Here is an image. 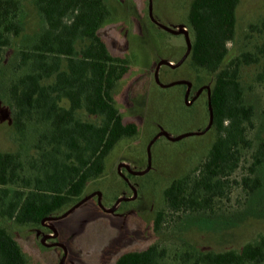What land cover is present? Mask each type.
I'll list each match as a JSON object with an SVG mask.
<instances>
[{"label":"trees","instance_id":"1","mask_svg":"<svg viewBox=\"0 0 264 264\" xmlns=\"http://www.w3.org/2000/svg\"><path fill=\"white\" fill-rule=\"evenodd\" d=\"M44 26L36 41L19 51L24 72L9 85L11 124L16 139L34 133L31 149L0 151V264H29L21 245L2 220L43 227L84 197L105 172L106 158L123 139L138 134L114 100L118 81L129 69L126 58L109 52L99 30L111 11L104 0H34ZM239 0H191L184 26L191 49L186 58L194 71V89L212 75L210 103L213 142L200 164L173 178L163 190L164 207L156 213L159 230L166 212L213 210L229 192V178L243 152L253 147L248 130L254 107L244 98L240 72L264 56V41L224 64L234 39ZM21 0H0V75L5 49L21 33ZM264 32V18L250 24ZM264 79V64L257 75ZM208 91V90H206ZM264 139L250 154L239 184L253 193L262 182ZM51 222V220H50ZM167 250L158 244L124 251L113 264H165ZM169 264H264V235L240 250L175 254Z\"/></svg>","mask_w":264,"mask_h":264},{"label":"rangeland","instance_id":"2","mask_svg":"<svg viewBox=\"0 0 264 264\" xmlns=\"http://www.w3.org/2000/svg\"><path fill=\"white\" fill-rule=\"evenodd\" d=\"M104 1L111 15L99 33L111 54L129 62L114 90V100L124 119L137 123L138 134L115 146L106 158L104 174L84 192V196H92L79 207L51 220L49 227L23 226L9 220H2L3 224L21 245L29 264H113L122 252L151 244L167 250L164 263L169 264L175 254L186 250H240L257 241L264 235V165L257 169L262 184L253 193L247 194L239 181L247 173L250 154L264 139V79H257L264 56L257 64L241 67L245 102L254 107L253 126L248 130L253 147L243 152L239 168L229 178L228 195L213 210L166 212L156 231L154 220L164 207V188L173 178L198 166L214 139V131L208 127V91L196 93L199 87L188 91L184 84L163 86L187 76L195 81L186 61L190 70H175L174 74L171 66L162 63L170 61L175 66L181 61L187 49L185 34L155 27V22L170 28L185 23L191 0ZM263 18L264 0H239L235 36L228 43L224 64L264 41V32L249 30L250 24ZM19 19L21 33L12 37L2 60L0 151H16L23 145L22 152L27 153L34 133L29 128L23 142L16 139L8 91L10 83L24 72L17 67L19 51L36 41L44 20L34 0H21ZM183 29L189 32L186 26L178 28ZM212 78L205 76L206 85L210 86ZM187 133L191 134L170 139ZM118 198L123 199L117 202Z\"/></svg>","mask_w":264,"mask_h":264},{"label":"water","instance_id":"3","mask_svg":"<svg viewBox=\"0 0 264 264\" xmlns=\"http://www.w3.org/2000/svg\"><path fill=\"white\" fill-rule=\"evenodd\" d=\"M157 25H159L160 27L164 28L165 30L169 31V32H172L174 34H177V33H184L185 36H186V41H187V49H186V52L183 56V58L181 59V61H183L189 54L190 52V49H191V41H190V38H189V34L187 31H185L184 29L183 30H178V29H173V28H169V27H166L158 22H155ZM162 63L164 64H167V65H170L172 66V63L170 61H163ZM183 82V80H175L173 82H169L167 84H163V86H171V85H174V84H177V83H181ZM186 83L188 84V91L190 89V86H191V83L190 82H187ZM207 90H208V110H209V123H208V127L211 126L212 124V120H213V113H212V107H211V103H210V88L209 86H206ZM204 131L202 132H197L198 134L200 133H203ZM191 133H187V134H182V135H179V136H176V137H171L170 139L172 140H175V139H178V138H181V137H184V136H187V135H190ZM157 137V136H156ZM155 137V138H156ZM154 138V139H155ZM123 166H126L127 164L125 163H122ZM93 194V193H92ZM92 194H89V195H86L84 196L83 198H81L78 202H76L73 206H71L69 209H67L63 214H61L60 216H57V217H51V218H47L48 220H57L59 218H62L64 217L65 215H67L68 213H70L71 211H73L74 209H76L77 207H79L82 203H84L89 197L92 196ZM100 194V193H98ZM123 198H118L117 199V202L121 201ZM104 210H107L106 208H104ZM55 234L57 233V230L55 228H53ZM61 264H66L64 261H62Z\"/></svg>","mask_w":264,"mask_h":264},{"label":"flooded vegetation","instance_id":"4","mask_svg":"<svg viewBox=\"0 0 264 264\" xmlns=\"http://www.w3.org/2000/svg\"><path fill=\"white\" fill-rule=\"evenodd\" d=\"M185 60H186V58H185L183 61L178 62L175 66L171 67V68H170V72L173 73V71H174V73H175V70H177L178 72H181V71H183V70L189 71L190 69L185 67ZM174 73H173V74H174ZM176 73H177V72H176ZM185 73H186V72H185ZM188 73H189V72H188ZM188 77H189V76H187V78H188ZM187 78H186V79H185V78H182V79H176V80H183V82L178 83V84H184L185 87H187V88H188V84L186 83V81H187V82H190V83H191V86H190L189 91H191V90L193 89V87H194L195 81L193 80V78L191 79V81L188 80ZM173 79H174V78H173ZM174 81H175V80H174ZM206 86H208V85L203 84V85L199 86V88L196 90V93H199V92H201V91H203V90H207ZM187 88H186V89H187Z\"/></svg>","mask_w":264,"mask_h":264},{"label":"crops","instance_id":"5","mask_svg":"<svg viewBox=\"0 0 264 264\" xmlns=\"http://www.w3.org/2000/svg\"><path fill=\"white\" fill-rule=\"evenodd\" d=\"M154 24H155V23H153V25H154ZM180 26L183 27V26H184V23H182V24H181V23H176V24H174L171 28H173V29H178ZM155 27H157V28L159 27V28H158L159 30H162V31H165V32L167 31V30H165L164 28L160 27V26L157 25V24H155ZM169 28H170V27H169ZM167 32H169V31H167ZM171 33H172V32H171ZM177 34H181V33H177ZM183 56H184V55H183ZM187 57H188V56H187ZM187 57H186V58H187ZM182 58H183V57H182ZM166 65H167V64H166ZM168 66H170V65H168ZM173 66H174V65H173ZM173 66H171V67H173ZM168 74H169V73H168ZM171 77H172V75H171ZM173 81H174V80H172V79L169 80V82H173ZM169 82H167V83H169ZM177 84H178V83H177ZM174 85H176V84H174ZM171 86H172V85H171Z\"/></svg>","mask_w":264,"mask_h":264},{"label":"built area","instance_id":"6","mask_svg":"<svg viewBox=\"0 0 264 264\" xmlns=\"http://www.w3.org/2000/svg\"><path fill=\"white\" fill-rule=\"evenodd\" d=\"M122 166H123V165H122ZM120 167H121V166H120ZM41 223H42V225L45 226V227H49V226H50V220H48V219H43ZM52 235H53L52 233L49 234V236H52Z\"/></svg>","mask_w":264,"mask_h":264}]
</instances>
